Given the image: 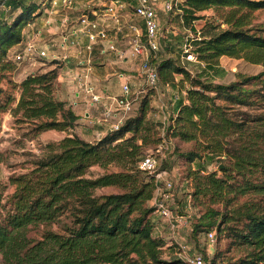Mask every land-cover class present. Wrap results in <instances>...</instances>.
I'll use <instances>...</instances> for the list:
<instances>
[{"label":"trees","instance_id":"obj_1","mask_svg":"<svg viewBox=\"0 0 264 264\" xmlns=\"http://www.w3.org/2000/svg\"><path fill=\"white\" fill-rule=\"evenodd\" d=\"M120 1L145 41L142 21L134 19V0ZM48 6L0 0V127L9 113L31 126L24 134L30 139L48 130L67 132L44 144L25 171L10 174V193L0 183V264L185 263L166 251L172 247L153 218L159 183L139 168L147 148L161 140L160 129L174 140L172 155L185 167L184 207L194 209L188 241L203 264H264V19L258 18L264 0H178L167 23L175 18L187 25L189 40L158 37V50L148 56L158 74L156 87L146 85L151 94L159 85L181 90L167 122L149 116L154 106L147 92L119 129L109 128L93 142L74 132L80 116L55 95L61 67L56 60L39 57L49 68L29 71L20 82L10 76L20 64L11 49L23 43L24 28ZM209 9L214 21L197 28L193 23ZM185 46L194 61L210 69L226 56L262 70L215 82L179 62L174 55L186 58ZM129 97L134 98L131 89ZM183 143L189 148L182 150ZM211 163L218 169L207 170ZM104 188L116 191L101 192Z\"/></svg>","mask_w":264,"mask_h":264},{"label":"rangeland","instance_id":"obj_2","mask_svg":"<svg viewBox=\"0 0 264 264\" xmlns=\"http://www.w3.org/2000/svg\"><path fill=\"white\" fill-rule=\"evenodd\" d=\"M35 1L43 3L45 6H47L48 4V7H52V2L55 1V9L60 14L74 18L81 14L89 16H96L99 13L103 14L105 7L109 3V0H71L72 4L70 6H61L60 0ZM213 15H215V11L213 9L203 11L200 13V16H202V18L196 20L193 24H196L197 28H201L202 26L204 27L206 23L214 21ZM168 17V13H165L159 9L157 15L160 28V30L158 31V37L161 39L165 38L166 42H179L180 40H182L184 44L186 40H189V37L187 38L186 36L191 34L188 29V26L185 25V27H183L181 26V24H177V20L175 18L174 22H172L171 24L167 23ZM100 18L107 19V17L103 16H100ZM258 18L259 20H263L264 12L261 13ZM139 23H141V21ZM68 27L71 30L75 29L71 27V24L68 25ZM104 28L107 30L108 33L115 35L116 30L109 26L106 27V23L104 25ZM67 31H69V29ZM121 40L122 44L119 49L124 51L122 55H119L115 52H109L104 55V57H106L105 62L106 64H108V68L102 73V75L104 76V82H99L100 85H98L97 87L99 91H101L102 86L104 84H107L110 89L109 93L110 91L112 93H120L122 85L121 79L120 77L113 75V73L117 74L119 72H128L129 70L121 68V65L118 61L121 62L124 58H126L124 60H129L131 58L134 62V69L132 72H135L137 76V83L132 85L129 84V86L135 98L133 105L137 106L139 100L145 95V93L149 92V94H151V91L149 90V87H147L144 83L143 77L140 74L141 57H136L133 54L128 42L124 43L123 39ZM118 41L120 40L118 39ZM162 43L163 42H161V44ZM178 45L180 44L178 43ZM56 50L58 51V48ZM11 53H13L12 49ZM174 56L177 57L179 62L185 65L187 69H189L193 74H196L198 72H205L202 74H204L205 77H209L210 79L214 80L215 82H229L234 79V73L236 72H241L244 74H256L262 70V66L260 65L248 63L243 59H236L226 56L220 57L218 59L217 66H214L211 69L209 66H204L203 64H200L197 61H191L186 59L183 53L175 54ZM111 62L118 63L117 65L113 64L109 66ZM42 68H49L48 62L39 60V58L35 57L34 62L19 64L18 70L13 71L10 76L14 81L20 82L22 79L20 75L24 76L31 70ZM23 71H26V73H23ZM59 73V78L55 87V95L58 99L64 100L68 104L76 102V105H73L74 111L78 112L80 116V124H78L77 127L74 129V132L86 141L93 142L97 140L98 138L104 135H102V133L106 131L104 128H107L106 126H108V124L104 123V125H98L90 121L93 118H87L85 116L84 112L90 109L89 98L83 93L82 89L79 87L78 83L74 79L70 81V84H68V77L64 70H60ZM3 83L5 85V81ZM75 92H79L80 96L76 97ZM175 94H181V90L179 87L173 85H159L157 90H155L150 97V103L152 106H154V109L151 110L149 116L152 117L154 120L161 122V124L166 123L169 117V111L172 108V103L174 101ZM97 119L101 121L102 115H96V120ZM30 128L31 126L29 124L22 121H18L16 117L11 116V114L9 113L2 115L0 127V183L6 185V194L12 191V186L8 183V177L10 176V174H18L25 171V169L29 168L32 165L34 155L41 153V148L44 144L49 142H57L67 135V132L65 131L48 130L40 133L37 138L30 139L27 135H25L24 137V134H27ZM163 131V129H160L159 136L161 140L155 145H150L146 150V154L152 153L157 158V167L153 174L155 175L159 186L161 188L165 187L166 182H170L172 184V198L169 201V206L172 210L173 217L186 218L187 225L186 227H178L176 232L172 233L171 230L168 228L166 221L160 218L158 213L155 212L153 218L155 219L157 225H161V228L159 227L160 234L165 237L168 242V246L172 247V250L166 251L177 253L180 246L184 245L186 246L187 253L192 254L193 252H198V250L194 249L191 243L188 241V234L190 232L188 229L189 222L190 217L194 212V209L190 206L184 207V202H187L185 194L186 189L182 187L180 177L183 176L185 167L184 165H182L181 162L176 160L174 155H172L174 140L165 137ZM160 145L163 146L162 149L159 152H156L157 147H159ZM180 148H182V150L188 149L189 144H180ZM164 162H167L165 168ZM195 165L196 164L194 163L193 166ZM212 169H218L216 163H211L207 166V170ZM93 170L99 171V168L94 167ZM110 170H112V168ZM100 191L111 192L116 190L113 188H104ZM36 231V228H32L30 234L35 236ZM207 248H209L208 250L210 252L213 251L212 245H208Z\"/></svg>","mask_w":264,"mask_h":264},{"label":"built area","instance_id":"obj_3","mask_svg":"<svg viewBox=\"0 0 264 264\" xmlns=\"http://www.w3.org/2000/svg\"><path fill=\"white\" fill-rule=\"evenodd\" d=\"M135 4L133 6V13L135 17L142 21L145 30V41L141 38L142 28L135 22H127L126 28L129 32V46L136 57H141L140 71L143 77L144 83L149 87H156L158 82V74L156 67L149 62L148 56L150 51L158 50V31L159 22L157 19V10L152 0H134ZM178 2V0H161V10L168 13L173 6ZM52 9L49 10L48 14H53L55 9V1L52 2ZM72 4L71 0H60L61 6H70ZM124 2L120 0L110 1L104 9L103 14L114 22V24L119 27L121 25L122 17H124ZM83 28L74 29L70 34H62L61 45L59 48L63 51L62 54H58L55 51L50 50V45L43 49H38L36 47V42L34 39L28 40L23 47L14 51L12 57L18 63L24 60L29 62H34L35 57L46 58L48 60H56L58 64L61 65L60 70H63L69 63V55L66 53L67 46L69 44L78 43L77 40H70V36L76 37L78 33L83 32L86 34L88 39V44L86 46L87 56L83 59L77 57V67L82 68L80 73H73V79L78 83L79 87L82 89L83 93L89 98V103L91 105H97L101 103L104 94L99 91L97 86L92 81V51L93 45L99 40L108 39V32L105 28H100L98 23L91 19L89 15H81L79 20ZM63 25H67L68 18L63 16L61 19ZM121 29V28H119ZM41 34L38 31L37 35ZM70 40V41H69ZM117 53L119 55L121 50H119L113 41H107V47L104 53ZM184 52L187 53L186 59L194 61L195 57L193 54L188 52V47L185 46ZM68 73L71 74V70L67 69ZM118 77L125 78L124 74L117 73ZM130 86L127 80L121 85V91L119 95L109 96L107 103L103 105L102 119L96 120L94 123L99 125H104L107 123L109 128L112 130H117L125 120L126 116L130 113L133 101L135 98H130ZM162 145L157 147L156 152L162 149ZM157 167V158L154 154H146L139 164V168L147 171L150 174L155 172ZM154 175V174H153ZM155 176V175H154ZM157 180V179H156ZM172 184L166 182V186L161 188L159 185L156 189L155 197L153 199L154 206L156 207V212L158 215L166 221L168 228L172 233H175L177 228L180 226L186 227L187 219L182 217L174 218L172 215V210L169 206V201L172 198L171 194ZM207 240L209 246L214 243V232L207 234ZM177 257L184 260L186 264H203L202 255L197 252L188 254L186 246L181 245L176 253Z\"/></svg>","mask_w":264,"mask_h":264},{"label":"crops","instance_id":"obj_4","mask_svg":"<svg viewBox=\"0 0 264 264\" xmlns=\"http://www.w3.org/2000/svg\"><path fill=\"white\" fill-rule=\"evenodd\" d=\"M152 1L156 7L157 15H158L159 9L161 10V0H152ZM50 9H52V8L48 7L47 9H45L44 14L41 17L35 19V21L33 23L29 24L28 26H26L24 28V30H23V35H24L23 43L21 45L14 46L12 48L13 52L20 49L21 47H23V44H25L28 40L34 39L36 42V47L38 49H43L46 46L50 45V47H51L50 50L55 51L58 54L63 53V51L59 48V44L61 45V42L59 41V40H61V37H62L61 35L62 34H70V32L73 31L68 27V25H70V24H71V27L77 29V31H79L78 29L83 28V25L81 26V24L79 22L82 14L77 16L76 18L68 17L66 15V17L68 18V23H67V25H63L61 23V19H62L63 14H60L57 10H55L53 14L49 15L48 12ZM94 13H96V12H94ZM100 16L106 17L104 14H101V13L97 14L96 16H92V17L90 16V17H91V19L95 20L98 23L100 28L101 27L104 28V25L106 23V27L109 26L111 28H114L116 30V32H115V35L108 33V39H106V40H99L98 39L97 43H95L93 45L92 61H91V65H92V76L91 77H92L93 83L96 86L100 85L99 82H104V76L102 75V73L104 71H106L108 68V64H106V62H105L106 57H104V55L106 54V53H104V50L107 47V41H113L118 49L122 44L121 39H123L124 43L125 42L127 43L128 39H129V32L126 28V23L132 19L129 16V14L124 13V17H122V20H121V25L119 27H117L114 24V22L110 19L109 16L107 17V19L106 18H100ZM134 19L137 22L141 21L139 18L134 17ZM119 28H121V29H119ZM68 29H69V31H67ZM38 31H41V34L37 35ZM118 39L120 41H118ZM70 40H77L78 43H76L74 45L69 44L67 46L66 53H68L70 59H69L68 65L63 70L67 74V77H68L67 82H69L68 84H70L71 83L70 81L73 80V77H72L73 73H80L81 72L82 68L77 67V60H78L77 57L79 56V57L84 59L87 56L86 46L88 44L87 36L83 32L78 33L76 37L70 36ZM128 44H129V42H128ZM56 47L58 48V51L56 50L57 49ZM123 52L124 51L121 50L120 54H122ZM107 53H109V52H107ZM124 59H126V58H124ZM124 59H123V61H121V62L118 61V62L120 63L121 68H123V69L125 68L129 71L128 72H120V73L124 74V76H125L124 79L120 77L121 84L124 83L125 80H127L128 83L131 85L135 84V83H137V76H136L135 72H132L134 69L133 59H131V58H130L131 60L130 59L124 60ZM118 62H111L109 64V66L113 65V64L117 65ZM22 63H30V62L24 60L23 62H20V64H22ZM67 69L71 70V74L68 73ZM23 73H26V71H23ZM140 74H141V71H140ZM113 75H116L118 77V75L116 73H113ZM20 77L23 78V76H21V75H20ZM109 90L110 89L107 86V84H104L101 88V92L104 94V96L101 100V103H99L98 105H91L89 103L90 109L85 111L84 113H85V116L87 118H90V117L93 118L90 120L91 122L94 123L96 121V115L102 114L103 105H105L107 103V99L109 96H115V95L120 94V93H112L111 91L109 93ZM75 96L79 97L80 96L79 92H75ZM71 105L75 106L76 102H72ZM76 114L79 115L78 112H76ZM106 127L107 128H104L105 130L109 129V126H106ZM105 132H103L102 135L105 134ZM157 227L160 231L161 225L159 224Z\"/></svg>","mask_w":264,"mask_h":264}]
</instances>
